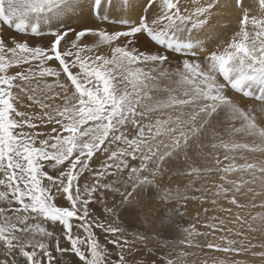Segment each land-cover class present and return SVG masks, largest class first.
Returning <instances> with one entry per match:
<instances>
[{
  "label": "snow or ice",
  "instance_id": "1",
  "mask_svg": "<svg viewBox=\"0 0 264 264\" xmlns=\"http://www.w3.org/2000/svg\"><path fill=\"white\" fill-rule=\"evenodd\" d=\"M190 200L180 245L264 264V0H0V264H136Z\"/></svg>",
  "mask_w": 264,
  "mask_h": 264
},
{
  "label": "rangeland",
  "instance_id": "2",
  "mask_svg": "<svg viewBox=\"0 0 264 264\" xmlns=\"http://www.w3.org/2000/svg\"><path fill=\"white\" fill-rule=\"evenodd\" d=\"M34 110L39 111L38 109ZM185 183L187 181H181L179 186L183 188ZM201 183L198 181L196 186H200ZM172 186L176 187L177 185L173 182ZM208 204L211 205L210 203L201 205L199 201L191 200L186 205L184 203L178 204L175 207L180 213H183V215H178L172 211L171 204L157 203L155 205V216L161 218L171 217L174 223L171 225L167 223L161 225L159 222H155L152 227H148L143 222H140L133 227H129V232L137 231L149 238L145 243L139 244L135 250L136 264H153V262L162 264L165 256L174 258L175 253L180 250L191 253V255L186 257L187 264H202V261L206 258L204 252H208L209 250L205 249L204 252H201L197 248H188L187 246L180 245L178 240L183 235L182 229L191 224H195L199 231H208L203 227L206 221L210 222L209 214L203 211L204 208H207ZM96 208L100 213H103V208L100 205H96ZM113 219L115 218L113 217ZM119 222L118 220L116 221V223Z\"/></svg>",
  "mask_w": 264,
  "mask_h": 264
},
{
  "label": "bare ground",
  "instance_id": "3",
  "mask_svg": "<svg viewBox=\"0 0 264 264\" xmlns=\"http://www.w3.org/2000/svg\"><path fill=\"white\" fill-rule=\"evenodd\" d=\"M207 208L209 209V211L207 212L209 214V221H210V218L212 216H223L224 214L220 213L217 206H214V205H209L207 206ZM211 222V221H210ZM253 242H257L259 243L260 242V236L259 235H256V239L253 241ZM257 251H259L260 249L257 248L256 249ZM239 259H247L249 261V264H261V261L259 258L257 257H251V256H248V257H238Z\"/></svg>",
  "mask_w": 264,
  "mask_h": 264
}]
</instances>
